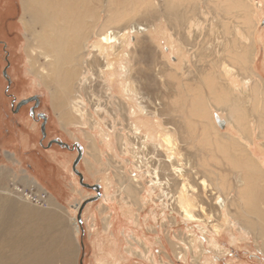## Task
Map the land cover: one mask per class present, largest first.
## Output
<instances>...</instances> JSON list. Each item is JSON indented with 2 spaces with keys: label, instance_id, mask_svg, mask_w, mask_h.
<instances>
[{
  "label": "rangeland",
  "instance_id": "obj_1",
  "mask_svg": "<svg viewBox=\"0 0 264 264\" xmlns=\"http://www.w3.org/2000/svg\"><path fill=\"white\" fill-rule=\"evenodd\" d=\"M218 1L224 5L218 6ZM226 1L171 0L174 10L170 11L164 8L165 0H114L109 5L113 12L109 13L106 0H92L95 16L93 21H88V27L93 26L96 32H101L108 23L110 27H121L140 21L166 30L165 34L174 41L177 37H191L194 50L189 54L186 48L183 49L188 57L187 65L191 64L189 69L183 66L182 70L180 53L172 52L165 40L161 41L159 48L150 43L149 37L132 34L129 50L136 59L137 47L146 54L152 51V57L158 63H151V74L156 76V68L163 74L160 79L163 92L154 96L162 102V107H154L152 117L147 119L151 121L153 131L164 133L159 125H164L165 129L167 124L178 125L176 134L172 133L176 153H171V147L165 144L156 152L149 149L146 153L148 157L155 154L164 160L174 156L173 162L178 167H184L186 161L191 160L188 177L175 178L196 186L197 192H192V200L196 206L203 203L206 214L195 212L203 215L208 224L188 221L178 211L164 206L160 188L150 190V178L137 169L139 162L131 150L121 151L119 134L124 135L126 142H132L131 123L121 112H115L117 106L111 104L112 99L108 103L107 98L101 97L100 101L98 95L110 90L112 96L123 99L120 92L124 76L121 65H127V62L113 57L112 52L106 50L103 56L108 63H114L113 71L119 72L113 77L108 69L107 75L103 76L99 62H94L95 52L91 48L97 40L96 34L89 36L83 59L76 63L80 73L68 95V112L72 117L67 124L63 122L64 111L56 109L53 101L57 87L42 78L46 76L51 61L50 52L36 48V42L32 41L33 34L27 31L23 21L29 16L23 11L22 0H0V41L6 43V47L0 45V206L6 201H16L20 206L44 210L51 204L72 229L76 253L74 264H264V221L250 223L234 203L221 215L211 195L212 191L218 190L230 195L233 201L238 191L244 188L245 182L241 185L240 179L251 175L244 165L251 161L259 168L253 179L264 198V135L253 109L254 101L249 96L231 91V81L243 84L242 77H238L240 72L235 58L223 63L217 59L222 54L223 46L219 44L223 36L230 39L229 45L236 32L240 35L239 44L252 46L251 86L259 84L261 94L258 98L264 113V0H241L236 6L228 4L229 1L227 5ZM113 14L122 16L109 22L108 17ZM248 25L250 31H247ZM225 26L229 27L226 31ZM164 53L170 54V64L179 65V72L176 73L169 64L163 65ZM79 58H82L81 54ZM130 66L134 75L137 69L147 68L143 64L134 65V61ZM229 66L235 68L232 74H228ZM206 70L208 76L202 78L200 73ZM195 76L201 79L198 80L199 86L194 88L191 79ZM89 79H92L90 84L87 83ZM112 79L116 81L111 84ZM207 88H216L218 92L228 90L231 96L238 95L242 100L246 121L244 139L249 142L250 150L241 149L234 143L235 138H243L241 132L229 123L225 113L218 110V103L209 101ZM31 97L40 101L35 116L30 112L31 103L16 109L20 101ZM124 101L129 108L136 106L135 102H127L125 98ZM99 103L102 108L97 107ZM79 109L81 112L77 111ZM39 113L47 117L46 137L41 132L42 122L36 119ZM201 117L208 122L206 126L200 123ZM140 119L145 120L139 114L132 122L141 124ZM102 130L110 132L111 151L101 144ZM92 135L98 144L93 145L89 139ZM54 140L69 147L50 146ZM79 150L82 157L74 169ZM165 174H171V168L168 167ZM173 187L172 191H176L177 187ZM42 196L45 198L38 203L35 199ZM259 211L264 214V203ZM241 219L244 224L239 222ZM211 220L214 222L210 223ZM198 225L204 227L205 232L200 231ZM193 237L197 239L191 246Z\"/></svg>",
  "mask_w": 264,
  "mask_h": 264
},
{
  "label": "bare ground",
  "instance_id": "obj_2",
  "mask_svg": "<svg viewBox=\"0 0 264 264\" xmlns=\"http://www.w3.org/2000/svg\"><path fill=\"white\" fill-rule=\"evenodd\" d=\"M113 1L114 0H106V3L108 5L107 11L109 13L113 12L112 9H109V5L113 4ZM170 1L171 0H165V3L163 4L166 10L172 11L174 9ZM227 1H229L228 4L234 6L238 5V3L241 2V0ZM22 5L24 13L29 16V19H23L24 25L26 26L28 32H32V41L36 42V48L46 49L50 52L51 61L47 65L46 76L42 78L47 80V83H51L53 84V86L57 87V91L53 95V101L56 109H58L59 111H64V115L62 117L63 122L67 124L68 122H70L69 117H72V114L68 112V95L71 93L73 87L72 85L74 81L76 82L80 73L78 72L79 68L77 67L78 65H76V63L77 61H82L83 59L85 43L87 42L89 36L94 37L96 34L97 40H95V43L91 48L95 52L94 62H99L98 65L101 67L100 70H102V72L100 73L103 76L107 75L109 70H111L109 72V75L115 77L118 71H113V69L115 68V65L113 66L114 63H108L106 61V58L103 56V53L106 50L112 52L113 57L115 56L117 57V59L122 58V60H126L127 62V65L124 64V66L121 65L122 62L121 64L119 63V65H121L122 74H124L122 82H120V85H122L120 92L121 94H123V99L119 96H112L113 92L110 90L108 91L109 93L98 95L99 100L101 99V97L104 99L107 98L108 103L111 101L110 99H112L111 104L113 106H117L116 109L114 108L115 112H121L122 115H125V119L131 123L129 131L131 134L130 138L132 142H126L124 135H122V133L119 134L121 151L124 153L128 150H131L132 155H134V158L136 157L139 162L137 164V169L141 171L140 173L144 172L145 176L150 178V190L154 191L155 188H160V198H162L164 206H168L171 210L178 211V213H180L184 217V219L188 221H197L203 224H208L206 223V219L203 215H199V213L195 212L197 211L201 212L202 214H206L204 204L199 203V205L196 206V204L192 200V192H197L196 186L190 184L187 185L186 183L181 182V180L175 178V176L179 177L188 175L190 171L189 169L192 167L191 160H187L186 164H184V167H178V165L176 166L173 162L175 160L174 156L164 160L159 156L157 157L155 154L154 156L148 157V153H146L149 149H152V151L156 152L159 148L163 147L162 144H165L167 147H171V153L175 152L176 145L172 133L174 134L178 130V125H174L173 123L167 124L168 126H166V129L163 128L164 125H159V127H161V130L165 131L164 133L160 132L159 130H156L155 132L153 131V126H151L150 124L151 121H148L147 119L149 117H152V110L154 107H157V109H161L162 107V102H160L159 98L154 99V96H158V94H162L163 92V84L160 80L163 74L162 71L157 68L155 71L156 76L154 77L153 73L151 74L153 68L151 63H158L156 62V58L152 57V51L151 53L146 54L140 47H137L138 54L136 59V56L134 57L132 52L129 50L131 49L130 41L132 34H137V36L141 38L143 36L149 37L150 43H154L159 48L161 46V41L165 40L169 43L172 52L180 53V63L182 65V70L183 66H186L189 69V65L191 66V64L187 65L189 61L186 52H189L190 54L195 48V44L191 42V37H177L175 39L176 41H174L173 38H168L167 34H165L167 33L166 30L161 28L160 30L156 27L155 24H146L142 22L140 23V21H133L132 23L121 27H110V23H108L105 29H102L101 32H96L93 26L92 28L88 27V21H93L95 16V12L92 11V0H22ZM221 5L224 4L219 2L218 6ZM121 16V14H119L118 16L114 14L110 15L108 17L109 22L113 21L116 18H120ZM225 27V31L229 29V27ZM245 27L246 26L243 27L244 33L246 31ZM250 28L251 26L248 25L247 31H250ZM233 35L234 38L229 43V45L228 41H230V39H227L226 36H223V41L219 44L220 46H223L222 54L217 59L218 62L221 61L220 63H223L225 60L231 61L229 60L230 58H235L234 61L238 64V69L240 72L238 73V77H242L243 84H240L236 81H231V91L235 93L237 92L241 96H249L251 100L254 101L253 109L257 112L260 128L262 129V134L264 135V113L261 112V101L258 98L261 94L259 90V84L256 83L253 84V87L251 86V83H253L251 77V62H253L252 46H250L249 44H245L242 46L241 44H239L240 35H237L236 32H234ZM251 38L253 44V37ZM175 42H178L180 46H182V48L177 46ZM185 48L187 49L186 52L184 51ZM78 53L79 55L81 54L82 58H79ZM105 54L106 53H104V55ZM162 57L165 60L163 61V65L169 64L170 67L174 68V71H176V73L179 72V65L172 63V65L170 64V54L166 55L164 53ZM133 61L134 65L141 66L143 64L147 68L145 70L143 69V67L137 69L134 75V73L132 74L131 70L132 66H130ZM74 63L76 66L74 65ZM229 67L230 70H228V74H232V72H235L234 67ZM206 72L207 70L200 73L202 78L208 76L206 75ZM189 73H192V71L189 70ZM158 77L159 79H156ZM200 79V76H195L194 79H191V83H193L192 85L194 88L196 86H199L198 80ZM62 81L64 84H62ZM115 81L116 79H112L111 84ZM91 82L92 79H89L87 83L90 84ZM208 85L206 86L208 87ZM207 89H209V101L218 103V105L216 104L220 108L218 110L222 111V113H225L228 117L227 119L229 120V123H231L234 128L238 129L239 132H241L243 138H235L234 140L232 138L234 143L239 145L241 149H249L250 144L249 142H247L246 138L244 139V134H246V121L244 120L245 116L242 113V100L238 98V95L234 94L231 96L228 93V90H219L218 92L216 88L214 90H211L210 88ZM115 98L116 101H114ZM124 98L125 100H127V102H132L133 104L135 102L136 106L134 105L132 106V108H129L124 101ZM199 98L201 99L200 96ZM209 103L211 104V102ZM97 107L102 108V105H100L99 103L97 104ZM201 109L202 108H200L199 110ZM77 111L81 112L80 109ZM139 114H141L145 118V120L140 119L142 121L141 124L132 122V119H134V117L136 116L138 117ZM200 120L201 122H199L203 126L207 125L208 122L206 123L202 117ZM213 127L216 129L215 125H213ZM115 134L117 135V133ZM223 136L225 137V135ZM227 138L230 139V137L228 136ZM89 139H91L93 145L99 143L94 135H92ZM110 139L111 135L109 130H102L100 133V141L102 145L106 146L108 151L112 150L111 144L113 143L109 141ZM218 140L220 139L218 138ZM152 159H156L154 160V164ZM246 162L247 163L244 165L249 169L251 175H245V177H242L240 179L241 185L244 182L246 183H244V188L238 191V194L235 196L233 201L230 200V195H225L221 192H218V190L215 192L212 191L211 195L213 194V200L215 201V203L213 204L215 205L219 214H224V211L229 209L230 205L234 203L237 208H239V211L243 213V216L246 218L245 220L249 221L250 223L252 221L255 222V220L263 222L264 214H262L259 210L264 203V198L261 196V193L258 192L253 179V175L257 174L259 168L254 166L251 161ZM168 163H170L169 166L167 165ZM180 163H182V160ZM168 167L169 169L171 168V174L169 175L165 174V170ZM171 177H173V179ZM174 185L177 187L176 191H172ZM131 191L132 190H130V192ZM25 194L27 195V193ZM29 197L32 198L31 195H29ZM26 198L27 197H25V199ZM44 198L45 196H42L41 198L36 200L38 203H41ZM5 203L6 204L0 206V264H74L76 253L72 229L69 227L67 222L61 216H59V214L56 212L55 208L51 206V204L45 207L44 210H38L32 209L29 206H20L16 201H6ZM258 203L260 205H258ZM129 214H131V216L134 218V215L132 213ZM211 215H213V213L211 214L210 212V216ZM212 222L214 221L211 220L210 223ZM239 222L241 224H244L245 221L241 219L239 220ZM197 227L200 231L205 232L204 227L200 225H198ZM196 239V237H193L189 245L193 246L196 242Z\"/></svg>",
  "mask_w": 264,
  "mask_h": 264
},
{
  "label": "flooded vegetation",
  "instance_id": "obj_3",
  "mask_svg": "<svg viewBox=\"0 0 264 264\" xmlns=\"http://www.w3.org/2000/svg\"><path fill=\"white\" fill-rule=\"evenodd\" d=\"M0 45L3 47L5 46L6 47V43L3 41H0ZM7 65H9V62H8V59H7ZM5 75H7V72H5ZM24 100H31L25 104L22 105V107L19 108V104L22 103ZM23 101H20V103H18V107H16L17 110H20L22 109L24 106H27V104L31 103L33 105V107L30 108V112L33 114V116H35V112L36 110L40 107V101L38 98L36 97H31V98H28V99H23ZM36 119L39 120L40 122H42V126H41V132L43 133V136L46 137V127H47V117L45 116V114H37L36 115ZM78 173V172H77ZM82 177V176H81Z\"/></svg>",
  "mask_w": 264,
  "mask_h": 264
},
{
  "label": "water",
  "instance_id": "obj_4",
  "mask_svg": "<svg viewBox=\"0 0 264 264\" xmlns=\"http://www.w3.org/2000/svg\"><path fill=\"white\" fill-rule=\"evenodd\" d=\"M29 101H31V100H24L22 103H20V104L18 105L19 108L22 107L23 104H25V103H27V102H29ZM53 144H58V145H60V146L63 145V146L69 147L68 144H66V143H64V142H59V141H57V140L51 141L50 146H52ZM81 157H82V151L79 150V157H78V159H77V162L75 163L74 169H76L77 165L79 164ZM97 187H98V186H97Z\"/></svg>",
  "mask_w": 264,
  "mask_h": 264
},
{
  "label": "built area",
  "instance_id": "obj_5",
  "mask_svg": "<svg viewBox=\"0 0 264 264\" xmlns=\"http://www.w3.org/2000/svg\"><path fill=\"white\" fill-rule=\"evenodd\" d=\"M36 200V199H35ZM37 201V200H36Z\"/></svg>",
  "mask_w": 264,
  "mask_h": 264
}]
</instances>
